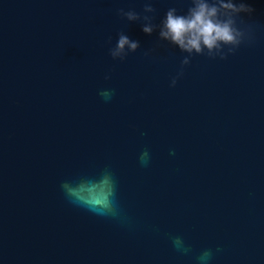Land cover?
I'll return each mask as SVG.
<instances>
[{
  "label": "water",
  "instance_id": "water-1",
  "mask_svg": "<svg viewBox=\"0 0 264 264\" xmlns=\"http://www.w3.org/2000/svg\"><path fill=\"white\" fill-rule=\"evenodd\" d=\"M246 2L254 43L172 88L184 54L117 15L141 0H0V264H264V0ZM120 32L141 45L123 62Z\"/></svg>",
  "mask_w": 264,
  "mask_h": 264
},
{
  "label": "clouds",
  "instance_id": "clouds-1",
  "mask_svg": "<svg viewBox=\"0 0 264 264\" xmlns=\"http://www.w3.org/2000/svg\"><path fill=\"white\" fill-rule=\"evenodd\" d=\"M141 2L142 11L120 8L117 15L130 24H139L148 36L158 34L162 45L167 44L184 54L176 75L171 78L172 88L183 78L193 58L204 56L210 60H227L242 46L255 41L253 26L244 19L245 16L251 17L254 12L246 0H187L186 11L169 7L159 23H156L158 9L154 7L158 0ZM140 48L139 41L132 40L127 34L120 32L115 46L109 49V55L114 61L123 62ZM100 95L105 101H109L114 91L103 90ZM147 155L145 152L142 159ZM174 244L180 250L188 251L182 240L176 239ZM212 256V250L207 249L201 252L198 260L200 264H208Z\"/></svg>",
  "mask_w": 264,
  "mask_h": 264
}]
</instances>
